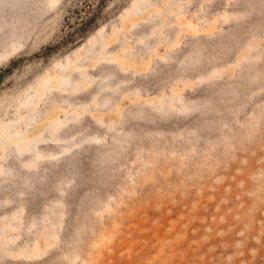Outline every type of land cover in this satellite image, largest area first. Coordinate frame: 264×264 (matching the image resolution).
Returning <instances> with one entry per match:
<instances>
[{"label":"rangeland","instance_id":"rangeland-1","mask_svg":"<svg viewBox=\"0 0 264 264\" xmlns=\"http://www.w3.org/2000/svg\"><path fill=\"white\" fill-rule=\"evenodd\" d=\"M7 122L0 264H264V0H0Z\"/></svg>","mask_w":264,"mask_h":264},{"label":"bare ground","instance_id":"bare-ground-1","mask_svg":"<svg viewBox=\"0 0 264 264\" xmlns=\"http://www.w3.org/2000/svg\"><path fill=\"white\" fill-rule=\"evenodd\" d=\"M48 81H46V83H47ZM43 85H45V83L43 84ZM33 93H35V98H37V96H38V90L37 91H35V92H33ZM32 96L33 95H30V96H26V99H25V101L22 103L23 104V109H30L32 106H33V103H32ZM28 97V98H27ZM21 99H22V96H19L18 97V99L17 100H20L21 101ZM52 105V103H46L44 106H43V108H41V109H39V110H37L38 112H37V114L39 113V114H43V111L44 112H46L47 111V109L50 107ZM46 109V110H45ZM31 110V109H30ZM36 113V112H35ZM35 113H34V115H35ZM31 122V120L29 119V122H28V125H30V124H32V123H30ZM4 123H2V124H0V128L2 129L1 130V137L2 138H4L5 139V141L6 140H8V138L10 137V132H9V130L12 128V124H10V122H7V123H5L4 125H3ZM58 127H59V124L58 123H54L53 124V126H52V132H54L55 131V129L57 128L58 129ZM10 144V143H9ZM8 145V144H7ZM6 145V146H7ZM21 145H23L22 144V142H21ZM31 147H32V143H30V142H26L25 144H24V149H22V150H20L19 152H22V151H24L25 149L26 150H28V151H30V150H32L31 149Z\"/></svg>","mask_w":264,"mask_h":264},{"label":"trees","instance_id":"trees-1","mask_svg":"<svg viewBox=\"0 0 264 264\" xmlns=\"http://www.w3.org/2000/svg\"><path fill=\"white\" fill-rule=\"evenodd\" d=\"M94 21V17L88 18L83 24L88 25Z\"/></svg>","mask_w":264,"mask_h":264}]
</instances>
